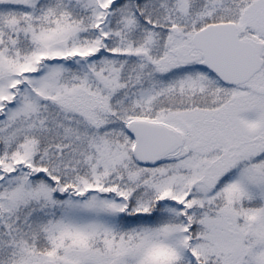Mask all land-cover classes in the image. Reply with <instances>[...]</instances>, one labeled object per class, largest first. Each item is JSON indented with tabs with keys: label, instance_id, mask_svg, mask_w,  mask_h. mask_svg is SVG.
Wrapping results in <instances>:
<instances>
[{
	"label": "snow or ice",
	"instance_id": "1",
	"mask_svg": "<svg viewBox=\"0 0 264 264\" xmlns=\"http://www.w3.org/2000/svg\"><path fill=\"white\" fill-rule=\"evenodd\" d=\"M0 264H264V0H0Z\"/></svg>",
	"mask_w": 264,
	"mask_h": 264
}]
</instances>
